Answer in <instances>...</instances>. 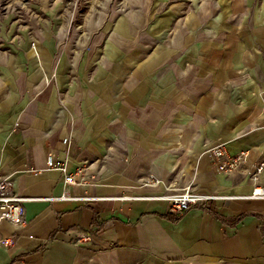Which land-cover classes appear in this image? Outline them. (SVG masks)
Returning <instances> with one entry per match:
<instances>
[{
	"label": "crops",
	"instance_id": "obj_1",
	"mask_svg": "<svg viewBox=\"0 0 264 264\" xmlns=\"http://www.w3.org/2000/svg\"><path fill=\"white\" fill-rule=\"evenodd\" d=\"M88 8L0 48V172L28 198L0 264H264V199L239 197L264 186V0ZM219 143L248 152L233 174ZM185 188L219 197L175 215Z\"/></svg>",
	"mask_w": 264,
	"mask_h": 264
},
{
	"label": "built area",
	"instance_id": "obj_2",
	"mask_svg": "<svg viewBox=\"0 0 264 264\" xmlns=\"http://www.w3.org/2000/svg\"><path fill=\"white\" fill-rule=\"evenodd\" d=\"M261 101L264 107V89L261 92ZM206 155L216 172L229 175L235 173L239 169L241 163L246 160L248 152L246 150H241L231 153L224 144L219 143L207 148ZM47 163L52 168L65 171V168L58 161L53 162L51 157L47 159ZM263 166L264 163L261 161L253 167L250 177L255 183ZM72 179L73 177L70 174H67L65 177L67 182H71ZM13 189L14 178L0 172V221L7 220L15 225H20L24 221L23 203L28 198L15 193ZM218 197L219 196L213 194L195 193L189 188H185L177 193L167 196L170 202V211L175 215H181L192 204L199 201L216 199ZM239 197L264 199V186L256 183L249 194Z\"/></svg>",
	"mask_w": 264,
	"mask_h": 264
},
{
	"label": "rangeland",
	"instance_id": "obj_3",
	"mask_svg": "<svg viewBox=\"0 0 264 264\" xmlns=\"http://www.w3.org/2000/svg\"><path fill=\"white\" fill-rule=\"evenodd\" d=\"M119 0H0V48L6 46L3 43L6 37L14 32L17 27L22 31L31 32L37 28L40 22L47 23L49 31L55 33L56 27L61 22H83L88 15L89 5L98 9L113 7ZM77 22V23H78ZM14 26V29L11 28ZM39 28V27H38ZM26 37L29 36L26 33ZM34 46V43L31 46Z\"/></svg>",
	"mask_w": 264,
	"mask_h": 264
}]
</instances>
